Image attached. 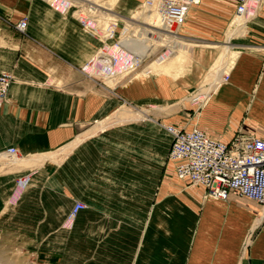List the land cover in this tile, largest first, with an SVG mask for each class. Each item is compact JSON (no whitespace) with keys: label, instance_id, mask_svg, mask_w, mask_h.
<instances>
[{"label":"crops","instance_id":"crops-1","mask_svg":"<svg viewBox=\"0 0 264 264\" xmlns=\"http://www.w3.org/2000/svg\"><path fill=\"white\" fill-rule=\"evenodd\" d=\"M228 1V9L206 2L189 11L179 31L188 63L190 46L199 40L231 39L226 28L235 23L233 13L238 16L236 3ZM24 18L28 25L22 34L15 27ZM243 28L232 33L244 43L235 47L240 51L229 79L186 98L204 99L187 129L223 143L237 136L264 139V0ZM95 40L72 17L40 13L37 0H0V73L15 79L0 103V232H93L78 243L108 249L98 257L109 264H264L259 204L235 192L227 201L207 197L203 188L177 179L174 162L165 173L157 128L137 123L101 128L115 102L84 72L98 51ZM181 67L154 73L179 74ZM156 79L154 85L145 77L126 81V99L158 98L154 87L164 97L166 78ZM182 94L179 89L170 97ZM135 111H126L123 122L148 118L149 110ZM63 194L87 205L74 221L72 207L53 204ZM80 218L85 222L75 223ZM97 231L105 234L98 238Z\"/></svg>","mask_w":264,"mask_h":264},{"label":"rangeland","instance_id":"rangeland-1","mask_svg":"<svg viewBox=\"0 0 264 264\" xmlns=\"http://www.w3.org/2000/svg\"><path fill=\"white\" fill-rule=\"evenodd\" d=\"M37 1L38 11L40 13L44 14L46 10H49L55 12L56 15H67L72 17V19L78 20L81 23L83 32L93 34L98 39L95 40L99 43L98 51L85 65L84 72L96 79L101 84L103 92L109 95L115 102L113 109L110 110V112L100 120V122L107 121V123H103L101 125V128L103 129L106 126H110L109 128H112L130 123H133L134 125L137 123L139 125H146L149 128L159 129V133H162V136L159 134L158 142L164 148V172L166 173L168 163L174 162L170 159L174 140L171 135L168 134L165 127L171 125L174 126L175 123H177L181 124L182 126L178 129L189 131L187 128H189L188 126L192 125L194 121V119H191L192 115L190 114L199 110L204 99L197 98L195 103H192V100L187 101L186 98H191L193 92H198L204 85L205 86L202 91L210 92L213 88L212 86H214L212 84L214 83L215 78L219 79V81L221 79L228 80L229 76L227 73H229L234 59H236V54L240 51V49H236L235 47L242 45L244 41L240 38V36H238V38L232 39L233 34L231 35V39L229 37V41H227L226 38L216 40H199L209 45L200 44L198 41L195 43V46H190L192 51L190 52V63H188L189 55L184 53L186 47H184L185 43L181 39L170 40L167 37V31L165 32L162 30L164 27L160 26L159 28L161 29H158L152 24L151 21L147 22V16H144V19L141 17L140 19H134L132 21L130 20L133 17H139L142 15V12L144 14L145 2L150 5L152 0H118L113 4L111 3V7L107 6V0H88L89 2L85 0ZM92 2H97L99 5H104L105 8H111L112 11H107L104 8H98L96 5H93ZM206 2L211 3L212 5H216V2H218L217 4H220L223 9H228L230 3L228 0H203L201 4ZM91 7L94 8V12H91ZM235 16L236 15L233 13L231 18L232 21L234 20V22L238 23L243 21L242 19L241 21L240 19L238 20V18ZM128 20L134 24L130 25L127 22ZM247 21V18H245L244 22L247 23ZM21 23H26L28 25V19L24 18L16 25L15 28L18 32H20L18 30V25ZM142 27L156 30L166 35L162 37L161 42L156 43L152 40H146L145 37L137 35L142 30ZM165 29L168 30V28ZM227 30L233 32L246 31L243 26L235 28L234 25H232L229 29L226 28V31ZM20 33L25 34L26 30ZM123 40H126V45L130 42H128V40L134 41L136 43L135 46L133 45L134 48H138L139 50H141L142 46L150 43L151 45H154L152 47V50L154 49V51L140 65L138 64L139 66L137 65L132 70H130V72L128 71L125 73V76H117L108 80L106 79V76L103 77L95 74L91 75L85 71L86 66L90 64L91 60L95 56H101V54L106 55L108 51L112 52L120 50V43ZM170 41L171 43H169ZM210 44H223L225 47H230L228 50L227 60L223 61L221 59L226 49L224 46L212 47ZM169 46H173V50H171L172 47ZM174 52L175 55H186V57H184L185 59H163L164 56ZM151 65L152 67H150ZM174 65L182 66L181 69H178V72L182 73H154L157 70L162 71L167 70V68H173ZM226 65L227 68H225ZM98 68H96V70L102 71ZM222 69H224V73L222 72ZM109 70L110 71L108 72L110 73L114 71V69L111 70V68ZM220 71L223 73V75L219 78L218 74ZM4 73L11 75L8 72H2L0 75ZM158 76L166 78L164 97H162L160 94H157V88L154 87L153 90L155 91L153 92V96L157 97V95H159L158 98H150L149 101L144 103L131 102L126 99V94L124 92V85L126 81L134 79L133 81L135 82L138 79L145 77L149 80L150 84L154 85L158 82L156 79ZM14 81L15 79L13 78V83ZM187 81H191L189 86L187 85ZM219 81H217L215 85H217ZM182 83L186 84L187 86L179 88L178 85ZM179 89L183 93L180 99H172L170 96ZM128 98L130 99V96H128ZM146 109L149 110L147 113V119L123 122L128 120V115L125 114L126 111H141ZM109 128H106L105 130ZM149 141L156 142V137L149 136ZM173 164L176 169V164ZM176 175L177 179L188 186L203 188L202 186L193 185L189 181L181 179L178 174ZM70 187L74 188V191L78 187L75 182V177ZM203 190L207 196L208 193L205 188H203ZM76 202L77 200L74 197L63 194L60 199L53 201V204H55V206L58 208L68 205L69 209H71V207L73 208ZM70 214L69 220H71ZM75 219L76 218H74L73 221ZM76 222L84 223L85 219L80 218L78 221H75V223ZM93 234V232H69L68 236H66L64 233L0 232V264H94V262L96 264H109V259H100L103 254L108 253V249L92 248L91 246H85L86 244H83V242L78 243V240L80 238L83 239L84 235L92 238ZM103 234L105 233L102 231H97L95 233L97 237ZM94 252H96L97 256H94ZM98 256H100V258Z\"/></svg>","mask_w":264,"mask_h":264},{"label":"built area","instance_id":"built-area-1","mask_svg":"<svg viewBox=\"0 0 264 264\" xmlns=\"http://www.w3.org/2000/svg\"><path fill=\"white\" fill-rule=\"evenodd\" d=\"M202 0H157V7L164 28L181 27L185 24L188 10ZM237 4V14L253 10L252 0H231ZM152 0L150 5H153ZM27 24L18 25L24 32ZM227 81V80H226ZM13 77L0 75V98L8 96ZM174 140L170 159L176 164L178 176L193 185L202 186L207 193L226 200L231 192L258 203L264 217V139L236 137L229 143L210 138L195 128L184 131L173 126L165 127ZM16 149H10L11 154ZM87 209L77 201L72 208L73 220Z\"/></svg>","mask_w":264,"mask_h":264},{"label":"bare ground","instance_id":"bare-ground-1","mask_svg":"<svg viewBox=\"0 0 264 264\" xmlns=\"http://www.w3.org/2000/svg\"><path fill=\"white\" fill-rule=\"evenodd\" d=\"M85 1L89 2L88 0H85ZM107 1H108L107 2V6L111 7L110 6L111 3L113 4L114 2H116L118 0H107ZM153 1H154V4L153 5H148L147 2H145V5H144V9H145L144 14L142 12V15H140L139 17H136V18L133 17L130 20L132 21L134 19H140L141 17H142V19H144V16H147V18H146L147 22L151 21L152 24L155 27H157L158 29H161V28H159L160 26H162V24L160 22L161 21L160 20L161 19V16H160L159 9L157 7V0H153ZM202 1H201V3H202ZM251 2H252V4H254L253 10H250L247 13H242L241 15L240 14H237V16L240 19V21H241V19H244V18H247V20L249 21L257 13L258 0H252ZM92 4L93 5H96V7H98V8H104L107 11H112L111 8H105L104 5H99L97 2H92ZM199 5H192L189 8V10H188V14H189V11L192 8L197 7ZM91 9H92L91 12H94V8L91 7ZM188 14H187V17H188ZM130 20H128L127 22L130 25H133L134 23H132ZM244 21L245 20L241 21L240 23L235 22L234 23L235 28H237L239 26H245L246 23ZM138 25H140V24H138ZM181 28H182V26L181 27L170 28L168 30H166L165 28H162V30L165 31V32L167 31V33H168V36L167 37L170 40H176V39L178 40V39H180L178 37L179 36V33L178 32L181 30ZM232 33H233V31H230L229 36H231ZM137 35H141L142 37H145L146 40H152L153 42H156L157 43V42H161L162 41V37L164 35H166V34L160 33V32H158L156 30H152V29H149V28L142 27V30ZM128 42H129L130 46H129V44L126 45V40L125 41L123 40L120 43V47H121L120 50H116V51H112V52L108 51V53L106 55H102L101 54V56H99V55L96 56L92 60V62L86 68L87 71L89 72V74L92 75L94 73L95 75H99V76H103V77L106 76V79H108V80L109 79H113L114 77H117V76H123L128 71L130 72V70H132L138 64L140 65L154 51V49L152 50V47L154 45H151L150 43H148V44L145 43L146 45L142 46L141 50H139L138 48L137 49L134 48V46L136 45V43L134 41L128 40ZM169 43H171V41ZM169 47H172L171 50H173V48H174L173 46H169ZM113 48H115V47H113ZM225 48L226 49H225L224 55L221 58L223 61L224 60H227L228 50L230 49V47H225ZM184 53L186 55L188 54V52L186 50L184 51ZM186 55H184V54L183 55H181V54L180 55H175V52H174V53H171V54H169L167 56H164L163 59L166 58V60H170V59L174 58V59H177V60H182L184 57H186ZM150 67H152V65ZM96 68H98L99 70H102V71H98V70H96ZM110 68H111V70L114 69V71L111 72V73L108 72V71H110L109 70ZM225 68H227V65L225 66ZM223 71H224V69H222V72ZM222 72L221 71L219 72V74H218L219 75V78L223 75L224 72L223 73ZM217 81H219V79L215 78L214 83L212 85L215 86V84L217 83ZM214 86H212L213 87L212 89L215 88ZM8 96H9V93H8ZM8 96L6 98L5 97L4 98H0V103L5 102L7 100V98H8ZM136 111H138V110H136ZM207 197H211L213 199L220 200V201H227L229 199V197H228L226 200H223V199H219L217 197L211 196L209 194H207ZM248 200H250V199H248ZM253 202H255V201H253ZM262 213H263V210H262ZM261 218L264 219L263 215H261Z\"/></svg>","mask_w":264,"mask_h":264}]
</instances>
